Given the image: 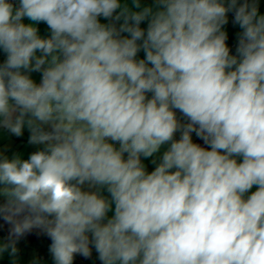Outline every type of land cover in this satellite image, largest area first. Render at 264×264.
<instances>
[{"label":"clouds","instance_id":"obj_1","mask_svg":"<svg viewBox=\"0 0 264 264\" xmlns=\"http://www.w3.org/2000/svg\"><path fill=\"white\" fill-rule=\"evenodd\" d=\"M0 52V128L42 146L0 153V255L39 230L55 264H264L258 0H0Z\"/></svg>","mask_w":264,"mask_h":264},{"label":"crops","instance_id":"obj_2","mask_svg":"<svg viewBox=\"0 0 264 264\" xmlns=\"http://www.w3.org/2000/svg\"><path fill=\"white\" fill-rule=\"evenodd\" d=\"M18 2V0H13V2ZM243 2V0H241ZM122 3L128 4L130 7L132 6V0H122ZM259 4V12L260 14L264 15V0H258ZM154 0H141V6L142 7H148L153 6ZM133 10H139V9H133ZM25 23H29L30 21L25 18ZM102 23H108L109 21L104 20L101 18ZM142 27H147V21L143 22ZM40 31L42 35L47 36L48 30L47 26L43 23L39 25ZM225 30L228 33V45L232 49V54H235V47L237 43V33L240 31L238 26H235L232 23V14H229V23L225 25ZM2 53V52H0ZM144 53L141 51L139 53V58H143ZM2 61L5 59V57H2ZM33 77L39 81V74L34 73ZM2 129V128H0ZM9 135V133L7 132ZM179 138V133L177 134V139ZM9 139V138H8ZM193 141L195 143H199L198 137H196L195 133L193 134ZM166 150V146L161 149L162 152ZM9 158L15 157L14 155H8ZM153 158H148L144 160V163L146 164L147 170L150 172L154 170L155 165L152 164ZM252 191H255L252 189ZM105 195H108L107 192L104 193ZM250 194V193H249ZM2 201V198H0ZM113 213H110L109 215H112ZM9 234V225H7L3 220H0V243L6 242L7 237ZM52 241L50 238H48L46 235L42 234L39 230H33V232L26 234L23 238H21L17 244V247L19 249L18 254L16 257H12L9 255L8 252L3 253L0 255V264H55L54 259L49 251L50 245ZM74 264H102V262L97 258V253L95 250H93V254L89 258H85L80 255H76L74 259Z\"/></svg>","mask_w":264,"mask_h":264},{"label":"rangeland","instance_id":"obj_3","mask_svg":"<svg viewBox=\"0 0 264 264\" xmlns=\"http://www.w3.org/2000/svg\"><path fill=\"white\" fill-rule=\"evenodd\" d=\"M2 57H5V55L0 53V61H2ZM7 132L6 129H0V153H3L6 156L20 155L23 159H28L33 152L40 150L42 147L32 145L28 142L30 133L27 129H25L24 134L21 137H16L9 132L8 135ZM253 189L256 190L255 186Z\"/></svg>","mask_w":264,"mask_h":264},{"label":"trees","instance_id":"obj_4","mask_svg":"<svg viewBox=\"0 0 264 264\" xmlns=\"http://www.w3.org/2000/svg\"><path fill=\"white\" fill-rule=\"evenodd\" d=\"M235 44H237V43H235ZM178 115H179V113H178ZM198 141H199V143H200L202 146H205L204 143H203V141H202L201 139L198 138ZM0 202H2V201L0 200Z\"/></svg>","mask_w":264,"mask_h":264},{"label":"built area","instance_id":"obj_5","mask_svg":"<svg viewBox=\"0 0 264 264\" xmlns=\"http://www.w3.org/2000/svg\"><path fill=\"white\" fill-rule=\"evenodd\" d=\"M17 2V1H16Z\"/></svg>","mask_w":264,"mask_h":264}]
</instances>
